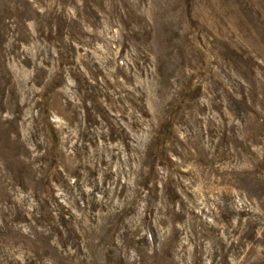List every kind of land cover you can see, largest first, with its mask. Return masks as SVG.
<instances>
[{"label": "rangeland", "instance_id": "rangeland-1", "mask_svg": "<svg viewBox=\"0 0 264 264\" xmlns=\"http://www.w3.org/2000/svg\"><path fill=\"white\" fill-rule=\"evenodd\" d=\"M0 264H264V0H0Z\"/></svg>", "mask_w": 264, "mask_h": 264}]
</instances>
